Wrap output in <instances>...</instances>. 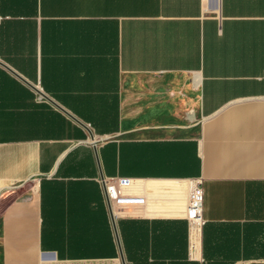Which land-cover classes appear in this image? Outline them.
<instances>
[{"label": "crops", "instance_id": "1", "mask_svg": "<svg viewBox=\"0 0 264 264\" xmlns=\"http://www.w3.org/2000/svg\"><path fill=\"white\" fill-rule=\"evenodd\" d=\"M206 7L0 0V264H264V0Z\"/></svg>", "mask_w": 264, "mask_h": 264}, {"label": "built area", "instance_id": "2", "mask_svg": "<svg viewBox=\"0 0 264 264\" xmlns=\"http://www.w3.org/2000/svg\"><path fill=\"white\" fill-rule=\"evenodd\" d=\"M203 5L208 6L204 9L207 15L216 14L217 9L211 10L209 5L215 3L220 4L221 0H201ZM101 184L104 200L108 208L111 210L113 218H115L114 206L124 208L133 205H139L144 202V198L133 192L134 179L125 177H111L107 179H99ZM188 187V208L186 211V219L189 225L191 247L193 241L203 225V203L204 188L202 178L190 179L187 183Z\"/></svg>", "mask_w": 264, "mask_h": 264}, {"label": "water", "instance_id": "3", "mask_svg": "<svg viewBox=\"0 0 264 264\" xmlns=\"http://www.w3.org/2000/svg\"><path fill=\"white\" fill-rule=\"evenodd\" d=\"M119 253H120V257H121L122 264H126L125 259L123 257V251L121 250V246H119Z\"/></svg>", "mask_w": 264, "mask_h": 264}, {"label": "rangeland", "instance_id": "4", "mask_svg": "<svg viewBox=\"0 0 264 264\" xmlns=\"http://www.w3.org/2000/svg\"><path fill=\"white\" fill-rule=\"evenodd\" d=\"M0 253H1V250H0Z\"/></svg>", "mask_w": 264, "mask_h": 264}]
</instances>
